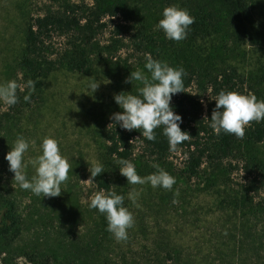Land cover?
Listing matches in <instances>:
<instances>
[{
  "label": "rangeland",
  "instance_id": "rangeland-1",
  "mask_svg": "<svg viewBox=\"0 0 264 264\" xmlns=\"http://www.w3.org/2000/svg\"><path fill=\"white\" fill-rule=\"evenodd\" d=\"M107 2L115 4L114 13L104 17L106 29L88 47L89 64L83 72L71 70L63 61L74 50L75 39L54 35L48 42L49 64L39 97L11 106L0 101V210L13 208L19 217L17 235L0 248V264H33L29 255L41 252H54L66 264H264V217L254 213V204L263 195L250 192L243 203H236V194L245 186L241 165L228 175L206 165L198 177L188 180L180 175L186 158L182 150L148 156L135 142L130 162L137 174L155 172L151 166L155 163L174 176L175 183L171 190L149 183L131 185L117 161L107 156L104 139L110 117L122 111L114 94H138L143 86L139 81L125 82L126 77L137 68L150 76L143 68L145 53L185 69L186 92L172 98L188 93L205 103L206 72L234 67L254 89L250 93L264 100V38L256 47L242 42L211 0ZM68 3L93 5L95 0H0V83L14 79L20 86L17 92H26L25 83L33 73L21 60L30 18ZM172 4L195 18L198 30L190 28L198 36L189 32L185 39L173 41L155 27L163 8ZM248 4L264 33V0ZM204 15L209 19L204 21ZM90 82L98 83L94 92ZM17 136L33 142L26 159L40 154L44 137L59 141L70 163L60 195L38 196L15 185L5 154ZM251 154L264 158V144ZM96 162L103 165L111 190L125 197L124 205L133 213L135 223L126 240L116 241L106 230L105 216L88 207V197L98 191L89 172V165ZM25 172L30 179L35 169L29 164ZM132 189L139 192L136 204L127 199Z\"/></svg>",
  "mask_w": 264,
  "mask_h": 264
},
{
  "label": "trees",
  "instance_id": "trees-1",
  "mask_svg": "<svg viewBox=\"0 0 264 264\" xmlns=\"http://www.w3.org/2000/svg\"><path fill=\"white\" fill-rule=\"evenodd\" d=\"M211 1L215 3L219 17L226 18V21L236 28L242 42L252 47L261 45L264 33L250 11L248 0ZM115 7V4H109L107 0H95L93 5L68 3L61 9L30 18L24 37L25 52L21 60L23 68L33 73L28 77L34 81L30 101L39 97L44 86L43 75L49 64L48 42L53 36H71L75 39L74 50L63 61L71 70L83 72L89 64L87 49L92 46L98 34L106 29L103 19L106 15L114 13ZM209 15L215 17L213 14ZM203 19L205 21L209 17L204 15ZM197 26L195 22L190 25L196 29ZM194 31L191 30L190 33ZM192 34L199 35L197 32ZM205 75L207 82L203 91L208 93L205 103L188 93L171 100L174 111L182 117L181 129L189 133V138L174 149L182 150L186 157L180 175L191 180L198 177L206 165L228 175L241 165L246 175L245 186H242L244 190L238 192L239 195L236 194L235 201L243 203L250 192L257 195L262 193L263 196L254 204V213L264 217V158L251 154V150L255 151L257 146L264 144V120L259 123L251 121L245 128L244 137L240 139L232 134L214 133L209 126V120L204 119L211 118L215 101L210 98H214L220 90L249 93L251 90L254 92V89L248 84L245 76L234 67L222 69L217 74L208 71ZM191 83L189 78L185 86L188 88ZM27 91L26 88L24 93L17 92V103L25 101L23 97ZM154 132L156 139L149 141L141 136L139 130H124L114 121H110L104 136L106 154L116 161H131L134 156V143L140 142L146 155L165 157L173 150H169L162 128L154 129ZM234 159H238L236 164H233ZM94 181L98 191L104 189L107 192L112 189V182L104 173L94 177ZM18 219L13 208L0 210V248L9 246V240L17 235ZM29 259L33 264H66L63 262L66 259L60 261L54 252L33 253L29 255Z\"/></svg>",
  "mask_w": 264,
  "mask_h": 264
},
{
  "label": "clouds",
  "instance_id": "clouds-1",
  "mask_svg": "<svg viewBox=\"0 0 264 264\" xmlns=\"http://www.w3.org/2000/svg\"><path fill=\"white\" fill-rule=\"evenodd\" d=\"M194 19L186 8L172 4L163 8L161 18L155 27L163 32L166 39L181 41L191 31L190 25L194 23ZM144 59L143 68L150 76L145 75L139 68L130 72L125 82L139 81L143 86L137 89L138 94L123 91L114 94L113 99L122 111L113 113L110 119L124 130H139L141 136L149 141L156 139L154 129L162 128L169 150L172 151L178 144L189 138V133L180 127L181 115L175 112L174 106L171 105L173 95L182 91L186 92L183 77L187 73L182 66H170L167 61L154 59L150 53H145ZM19 87L14 79L0 83V101L9 106L17 103ZM25 87L28 91L23 99L30 101L34 81L29 79ZM97 87L98 83L90 82L91 92H94ZM210 99L215 101V106L211 118L204 119L209 120V126L216 134L223 132L242 139L245 128L251 121L259 123L264 120V100L258 99L250 92L222 89ZM31 143L33 142L23 136H17L10 150L5 154L9 171L14 173L15 185L21 189L30 190L38 196L60 195L61 185L68 178L69 157L61 152L59 141L55 137L46 136L40 143V154L35 158L26 159L25 154ZM29 164L35 169V174L30 179L25 172ZM117 164L127 184L149 183L153 188L161 187L171 190L175 183V177L155 163L151 166L156 171L143 177L137 174L132 162L120 159ZM89 172L90 179L94 178L104 172L103 165L99 162L92 163L89 165ZM138 197L139 192L136 189L127 193V199L133 204H136ZM124 199L123 195L111 189L107 192L100 189L88 197V207L104 214L107 222L106 230L118 242L128 238V229L135 223L133 213L124 205Z\"/></svg>",
  "mask_w": 264,
  "mask_h": 264
}]
</instances>
